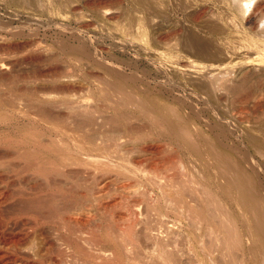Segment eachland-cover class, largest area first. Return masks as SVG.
Returning a JSON list of instances; mask_svg holds the SVG:
<instances>
[{"label":"bare ground","instance_id":"1","mask_svg":"<svg viewBox=\"0 0 264 264\" xmlns=\"http://www.w3.org/2000/svg\"><path fill=\"white\" fill-rule=\"evenodd\" d=\"M136 1L140 3L142 0ZM218 1L221 3L218 2L219 5L226 6V13H229L230 16L232 14L235 18L238 12L242 15L250 8L252 12L264 10L262 9L264 0H232L236 1L234 3L230 1L235 4L232 5L233 7H229L228 0ZM111 2L117 3L114 0L97 1L104 14L113 13ZM142 2L144 9L149 7L148 2H145L148 3V5L145 4V7L144 1ZM187 3L186 1L185 4ZM191 3L189 4L192 6ZM135 5L137 8L138 3ZM152 7L154 6L152 5ZM185 7L187 6L185 5ZM149 10H151L150 7ZM225 10L223 11L225 12ZM147 14L145 12L140 16L129 14L127 22L130 29L128 32L131 35L141 36L147 31ZM165 17L166 15L157 21L160 26L165 25L159 30L160 32L158 31L161 34V39L179 33L175 31V26H171L166 21ZM149 18L148 20H150ZM259 19L260 22H264V15ZM121 24H123V20ZM181 29L179 30L181 31ZM179 30L177 29V31ZM124 31L122 33H126ZM173 31L174 33H172ZM183 34H181L182 38ZM186 35L187 37L192 36L188 32L185 33ZM261 36L256 44L258 47L264 48V34ZM189 37L186 40L189 41ZM186 40L184 37L183 41ZM188 41H186L188 45L185 42L183 46L190 47ZM195 45L196 47L192 46V49H190L191 47L189 49L198 53L199 46ZM98 57L96 56V58ZM106 68L103 70L104 73L91 72L96 79V83L93 85H82L68 75L66 79H62L56 76L58 75L55 73L56 70L55 78L50 84L35 85L27 90L30 97L28 98L27 95L28 99L25 98L24 109L26 106L27 108L31 107L33 109L31 115L34 113L39 121L48 123L55 135L52 134L53 137H48L50 138L47 141L49 143L42 142L40 145L41 141H38L39 148H23V146L17 147L16 145L17 148L0 151V172L14 175L17 178V180H10V182L7 180L6 182L5 176L0 177V181L3 180L11 186L0 193V264H216L214 260L216 257H213V249L216 250V248L213 246L217 245L219 248L222 246L223 249H226L224 251H227L230 245L244 243V237L240 231L241 225L239 227V223L237 224L234 217L230 215L228 207H225L228 201L222 199V196H216L218 193L215 194L214 188L211 186L213 184L209 181L211 178L208 171L213 169L218 161H221V164L220 162L218 164L222 165L223 171L217 165L218 170L221 169V172L217 174L221 175L223 172L225 177L230 176L225 178L226 184L229 189H232L230 185L236 189L234 203L242 209L244 205L250 207L251 213L248 216L253 217L251 227L255 230L259 229L258 225L262 224L258 220L262 218L258 215L261 205L258 208L257 205L260 202L256 200L258 189L260 190L258 188L260 186L258 179L260 178L257 176L259 162L257 163L252 158L251 161L248 160L246 148L241 145V142L240 144L231 143L233 140L231 141L230 137L236 131L234 125L230 123V119L225 113L219 111L211 113L212 108L209 101L216 98L220 102L228 101L230 105L242 102L252 93V84L246 81L248 78L243 75L237 77H232V75L226 77L224 74L214 75L215 77L211 81H206L199 86L204 94H202V98H199L202 95L198 97L196 92L194 95L180 91L178 84H175V81L172 83L171 79L168 82L172 81V84L164 79L157 81L158 79L152 77L148 72L145 77V73H142L143 69H139L140 72H138L137 69L126 71L119 66L109 65ZM164 72L168 74L167 71L164 70ZM147 73L150 75L149 77H147ZM162 73L161 75H163ZM7 75L0 74V79L5 80L9 77V74ZM107 76L111 79L114 77L115 80L121 78L133 83L144 81L148 84H151V79H153L155 83L157 81L156 84L167 91V94L170 93L171 99L180 104L181 110H186L187 117L193 122L192 126L188 123L190 121L182 125L183 120H181L182 124L178 130H173L175 129L171 128L173 123H168V129L173 130V133L168 135L174 136L177 145L181 147V144H185L187 148L188 153L185 158L184 154L179 155L177 149H174L176 144L171 146V142L167 144L166 140H162L166 143H161L160 138H155L157 135L154 136L151 135L152 132H147L145 129L147 125L143 124V119L142 121L137 119L139 113L134 111L143 110L144 108L141 107L146 100L138 94H136L138 97L134 96L136 100H133L135 98L132 99V96L135 93L134 91L133 93L129 92L130 89H127V92L114 91L115 86L113 85L116 84L115 82L112 84L114 78L111 81ZM167 77L171 76L167 75ZM172 79L174 80V77ZM2 93L0 90V94ZM130 93L131 95H129ZM12 99L16 98L13 96ZM141 99L144 100L143 105ZM234 107H236L235 104L229 109H236ZM131 108L133 110H129ZM26 110L28 113L29 109ZM147 110L148 112L144 109L145 114L147 113L143 114L145 117L150 113L149 109ZM223 111L225 112V110ZM152 114L151 117H148L149 115L147 117L154 126V123H158V116L155 117L154 112ZM233 114L241 121L248 118L247 112L243 113L242 110ZM182 118L184 119V116ZM161 121L159 120V127L161 124L167 130L166 124H163L164 120ZM177 122L176 124H179ZM232 123L234 124V122ZM201 124L204 126V130L199 126ZM32 130L29 131L30 134ZM36 130L35 134L38 137L40 131ZM166 130L162 133H165ZM29 132L24 134L28 136ZM34 137L32 140L37 139ZM41 137L39 136V138ZM43 139H47V137L43 136ZM220 146L225 148L227 154L236 153L241 156H239L241 159L234 158L235 155L231 158L227 157ZM195 147L197 150H202L201 152L205 156L199 154L203 157L202 160L210 161L212 158V162L215 161L214 164L210 163L213 164L211 169H209L210 164L206 163L204 166H202L203 163L200 164V168L197 167V162L201 158L198 157V159L194 156ZM244 160L250 161V165L248 164L250 166L249 173L242 168L241 162ZM223 173L221 176H224ZM0 176H2L1 173ZM5 178L7 179V177ZM133 179L135 180L132 181ZM256 215L259 216V219ZM7 221L9 226H7ZM255 234L253 232L251 236H255ZM223 249L222 253L217 250L218 255L221 253L219 258L221 255L223 256ZM230 251L227 252L231 253ZM227 252L224 254L226 261L227 257L232 255ZM219 258H216V261ZM221 259L217 264L226 262L223 261L225 259ZM232 260L235 263L238 262V259L237 261ZM232 260H228L226 263L233 262Z\"/></svg>","mask_w":264,"mask_h":264},{"label":"rangeland","instance_id":"2","mask_svg":"<svg viewBox=\"0 0 264 264\" xmlns=\"http://www.w3.org/2000/svg\"><path fill=\"white\" fill-rule=\"evenodd\" d=\"M97 1L98 0H0V74L2 75L3 73V76H8L7 74H9V77L12 78L10 79L9 77H7L5 78V80L0 79L1 93L3 91V93L0 94V102H2L0 103V151L4 152L7 149L22 146L23 148H39L42 142L49 143L47 141H49V139L53 137L52 134L55 135L54 130L50 128V125L48 123L46 124V122L44 123V121L42 120L39 121L37 116H34V113L33 115H31L33 109L29 106L28 108L26 106V109H29V112L27 113V110L24 109L25 104H23V102L30 97L29 91H27L30 89V87L32 88L35 85L46 86L50 84L55 78V73H58V75L56 76L62 79H66L68 76H71L82 85H93L96 83V79L92 74L93 71L96 73L98 71L100 73H104L105 71L103 70L107 69L106 66L109 65L119 66L126 71L137 69V71L140 72L139 69H143L142 73H145V77L146 72H148L152 77L157 78V81H163L164 79V81L168 82L171 79L173 81H171L172 83L176 82L175 84H178L180 91H186V94H194L196 92L195 94H197L196 96L198 97L203 94L199 89V86L203 85V83H205L206 81H211V79L219 74H224V76L226 77H231L230 75H232V77H237L239 75H243L245 77L247 76L248 79L246 81L252 84L253 89L251 91L252 93L248 97H246L245 100L239 103L235 102L230 105L228 101L220 102L217 101L216 98H213L209 101V105L212 110L215 109L214 111L210 110L211 113H215V111L225 113L228 119H230V123L234 125L236 131L235 133H233L234 135L232 134L233 136L231 135L232 137H230L232 138L231 141L233 140L231 143L240 144L241 142V145L246 148V155H248V160L251 161L252 158L256 160L257 163H260V165L259 163L257 164V176L260 178L258 179L260 180L258 182H260L261 184L259 183L260 186L258 188H260V190L258 189V197L256 198V200L260 202V204L256 202L257 204H259L257 205V207L259 208V206L261 205L260 208L262 210L261 211L260 208L259 211L257 210L258 213L260 212L259 214H257L261 216L260 218H262V221L259 219V216L256 215L259 219H257L258 222H261L262 224L260 225L258 223L260 225H258L259 229L255 230V228L251 227L253 217L251 218V216H248L251 213L250 207L248 205H244V208L242 209L237 207V204L234 203L233 200L236 201V189L231 185L230 187H232V189L234 190H232L231 188L229 189L225 180V178L227 179V177L229 178L230 176L226 175L227 177H225V173L223 172L222 173L224 174V176H221L222 173L221 175L217 174L218 172H221V169L218 170L219 167L222 168L223 171V167H221L222 165L220 166L218 164L219 162L221 164V161H218L217 163L219 167H217V165H214V168L211 169L212 165L215 162H212V158L210 159L211 162L206 160L209 163L204 161L205 159L202 160L205 156L204 154H202L201 149H199L201 153H198L199 150H197L196 147L194 148L193 153L195 152V157L201 158H198L199 160L197 159L198 162L200 161V163L197 162V167L199 166L200 168V164L202 163V166L213 163L209 165L211 166L209 167V169L211 170L208 171L211 178H209V181L211 184H213L211 185L214 188L213 191H215V194L218 193L216 195L217 197L222 196V199H224L226 202L228 201L226 203L227 206L225 207H228L231 213L230 215L234 217L233 219H235L237 224L239 223V227L241 225L240 231H242L241 233L244 237V243L242 245H230L228 246L229 248H227V246H224V248H227V251H230L231 249L230 252L232 253V255L231 253L224 251L226 249H223L222 246H220V248L222 247L221 249L217 245H215V247L213 246V248H216V250L212 248L214 252L213 257L215 256L216 258H219L218 256L222 253L223 249V256L221 255L218 260H220L222 257L223 259H225L226 255L224 254L227 252L229 255H231H227L229 257V259L227 257V261L232 259H235L237 261L238 259V262H236L238 264H264V58H262L264 57V48L258 47L256 44V41L261 39L259 37H262L261 35L264 34V32H262L264 31V29H262V27H264V24L262 23L264 22H260L259 19L260 16L264 15L262 14L264 13V10L255 11V14V12H252V9L250 8L251 11L250 9L247 10V12L245 11L246 13L244 12L242 14L243 17L241 14H239L240 12H238L237 17L235 18L232 14L230 16L229 13H226V6L219 5L221 3L218 0H186L188 2L187 4H185V0H181V3L180 0H142L144 1V7L149 3L148 6L151 10H149V7H145L146 9H144L142 1H140V5L139 1L137 2L136 0H116L117 3H110L114 14L105 13V15L103 11H101L102 7L98 5ZM116 1L114 0V2ZM230 1L232 3L236 2L228 0L229 7L235 5ZM136 3H138V9L136 8ZM151 3H153L152 5L156 8L152 7ZM189 3H191L192 6ZM114 4L116 5L113 6ZM185 5L187 7H185ZM223 10H225V12ZM143 12H145V14L148 13L147 20L150 17V20H148V22L146 20V25L148 26H146L147 31L142 33L141 36H133L129 33L130 29L128 28L129 23L127 22V17H129L130 15L137 16L140 13L143 15ZM152 12H154L155 14L153 13L152 15ZM165 15V19L167 18L166 21L171 26H175L176 32H181V34L184 33L183 36L185 37V40L189 37H187V35L185 36V33L188 32L189 35H192L189 37V41L192 43V45L188 40H186L188 41L191 48L187 46L188 44L186 41L185 42L187 45L184 44L186 46H183V43H185L183 41L184 37L182 38V35L179 33L174 34V36L170 34L171 36L169 35L170 37H166V39L160 38L161 34L159 33V30L164 28L165 25L163 24L160 26L157 21H159L161 18H164ZM122 20L123 24H121ZM235 20L236 23H234ZM177 25L178 28H176ZM180 28H182L181 31L179 30ZM122 29L125 30L124 32L128 34L122 33ZM177 29L179 31H177ZM172 33H174V31ZM195 44L199 46L197 48L199 50L198 53H195V50L194 52L193 50H190L192 49V46L196 47ZM96 56L99 57L96 58ZM164 70L167 71L168 74H166ZM161 73L163 75H161ZM149 74L147 77L150 76ZM167 75L171 76L172 78L174 77V80L171 77H167ZM107 77L108 79H111V77ZM113 78L114 77H112L111 81H113ZM120 79L121 78L115 80L114 78V81L112 82V84L114 82L116 83L113 85L115 86V89H113L114 91L127 92V89H130L129 92L131 93H133L134 91L135 94H133L132 99L134 96L138 97L136 94L140 95L141 98L146 100L145 103L144 100L141 99L142 105L144 102V105L141 108H144L146 112H148L147 109H149V112L151 114L152 112H154L155 117L156 115L158 116V123H154L155 125L153 126L148 118L151 117L150 113V115L148 114L149 116L147 115L148 117H145L143 115L145 114L144 109L141 111H134L137 114L139 113V116L137 115V119L141 121L143 119V124L147 125V128H145L147 129V132H152L151 135L154 136L157 135V137L155 136V138H160L161 143H166L163 142L166 140L168 141L167 144H170L171 142V146H175V144L176 147L179 146V148L175 147L174 149H177L179 155L184 154L183 157L185 158V155L187 156L188 153L185 144H183L184 146L181 144L180 147V145H177V140H175L174 136H170L168 134H171L173 133V130H178L180 128V124H182L181 120H183L182 125H184L185 122L187 123V121H190L188 123H190V126H192L193 122L187 117V112H185L186 110H181L179 106L180 104H177L178 102L176 103L174 99H171L172 96L170 95V93L167 94V91L156 84L157 81L155 83L153 79H151V84H148L144 81L133 83L130 80L125 81V79H121V81ZM171 82L168 83L172 84ZM143 87L145 88L143 89ZM131 93L129 95H131ZM203 95L199 98H202ZM13 96L16 99L13 100ZM136 97H134L135 99L133 100H136ZM14 101H17V103H15ZM168 103L169 105L172 104L175 107H173L172 105H167ZM233 104L236 105V107H234L236 109H229V107H232ZM145 105L148 107H144ZM167 106L172 108L170 109ZM225 106L227 107V109ZM129 110L133 109L131 108ZM223 110H225V112ZM239 110H242L243 113L247 112L248 118L244 119L243 121L238 120L233 113L237 114ZM140 114H142L143 117ZM166 116H168L169 118ZM183 116L185 120L182 118ZM176 119L178 120V122ZM159 120H164L163 124H166L167 130L165 129L166 127L164 128V126L161 124L160 130ZM169 122L171 124L173 123L171 128L173 127L175 129H168ZM176 122L179 124H176ZM232 122H234V124ZM199 126H201V128H203L204 130V126L202 124ZM36 129L40 131V134H42L40 135L39 133H37L39 134V136H42L41 138H39V136L37 137V135L35 134ZM148 129L151 130L148 131ZM31 130L32 135L29 132ZM165 130L166 132L162 133ZM25 132H27V134L29 132L31 136H27V134H24ZM144 132L146 133V130H144ZM34 135H36V137H34ZM43 136L44 138L47 137V139H43ZM33 137L37 138L38 140H32ZM38 141H41L40 145ZM208 141L210 140L208 139ZM220 149H223L222 151L227 154L223 146H220ZM257 149H259V151H257ZM196 153L198 154V156ZM225 153L223 154L225 155ZM199 154H202L203 157H201L202 155L200 156ZM229 154L230 153L227 154V157L229 158L235 155L234 158L241 159V156L237 155L236 153H233L232 155L231 152L230 156H228ZM249 155L251 156L249 157ZM248 160L242 161L241 165L242 168H244V171L249 173L250 161ZM213 170L216 171L212 172ZM0 173L2 174V176L0 177H7V179L4 177L6 182L7 180H9L8 182H10V180H17L16 176L14 175H10L5 172ZM6 175L10 176L8 177ZM134 180L135 179H133L132 181ZM211 180L213 183L211 182ZM1 181L0 193L7 187H11L5 181ZM216 184L218 185V187ZM225 189L228 191H226ZM231 194L233 197L231 196ZM246 207L247 209H249L247 210ZM240 212L244 215L241 216ZM239 219L241 220V222ZM7 223V226H9L8 221ZM242 225L243 227H245L243 228ZM254 230L256 231L257 235L255 234ZM257 230L259 231L257 232ZM251 231L252 233L254 232L255 236H251ZM217 250L221 252L219 255V252ZM216 258H214V260L217 264L218 260L216 261ZM223 261L225 262L226 259ZM230 262L226 264H236L234 261V263Z\"/></svg>","mask_w":264,"mask_h":264}]
</instances>
